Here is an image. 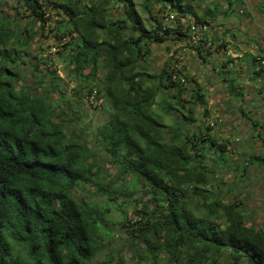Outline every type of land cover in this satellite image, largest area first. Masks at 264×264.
Here are the masks:
<instances>
[{
    "label": "trees",
    "instance_id": "1",
    "mask_svg": "<svg viewBox=\"0 0 264 264\" xmlns=\"http://www.w3.org/2000/svg\"><path fill=\"white\" fill-rule=\"evenodd\" d=\"M214 1L199 10V0H0L11 11L0 14V264H89L103 249V264H110L114 252L105 241L114 233L137 264H264V225L250 220L240 199L222 197L215 174L228 168L242 176L264 156L248 153V162L229 164L226 140L215 141L186 106L204 94L195 84L185 98L188 76L172 53L147 71L154 45L171 34L188 40L189 22L230 11L231 0L227 10ZM51 11L63 15L48 30L64 52L65 74L78 81L73 95L102 93L107 102L109 118L88 132L58 104L61 96L53 98L50 46H39L21 74L25 46L40 39ZM226 41L218 44L223 53ZM201 45L190 42L206 60ZM258 53L238 58L250 59L251 74L264 77ZM234 59L226 55L230 65ZM40 64L46 66L37 70ZM222 79L232 88V76ZM160 91H171L173 106L164 108L180 120H158L152 107ZM246 118L264 146L257 121Z\"/></svg>",
    "mask_w": 264,
    "mask_h": 264
},
{
    "label": "rangeland",
    "instance_id": "2",
    "mask_svg": "<svg viewBox=\"0 0 264 264\" xmlns=\"http://www.w3.org/2000/svg\"><path fill=\"white\" fill-rule=\"evenodd\" d=\"M134 1L137 4L139 3V0ZM214 2V0H199L200 7L198 9L205 8L207 4L212 7ZM218 3L222 6L220 7L222 10H226V0H219ZM8 4L0 5V14H3L4 11L11 12ZM220 8L218 6V9ZM247 8L245 7V9ZM137 9L142 19L147 16V13L141 12L140 5H137ZM225 12L224 14L217 12L213 20H208V30L200 38L202 52H208L211 57L206 58V60L203 59L198 55L197 50L190 46V41L187 39H172L173 35L171 34L169 35L170 39L153 46L152 54L147 63V71L153 73L155 69H160L166 60L167 54H173L177 68L182 70L183 75L188 76V78L184 77L185 98L190 100L191 89L194 88L195 84L200 86V90L204 94L203 102H187L186 106L192 108L193 116L197 122L200 121L203 125L207 124L210 126L208 133L215 138V141L222 142L223 139L226 140L225 148L232 154L230 155L226 152L224 156H228L229 164H236L239 160V162L243 163L244 161L245 163L248 153H255L260 157L264 156V146L256 136L257 131L251 127V121L246 118V116H249L257 121L258 129L264 133V89H261L262 92L260 91L261 93H259L258 87L253 86V82L247 79L252 75L250 74L251 67L244 69V66L248 64L247 62L244 63L243 60V64H241L242 61L237 56L231 66L226 62V54L218 46L220 37L226 38L225 46L227 45V48L232 45L233 51L241 52L240 54L243 53L245 55L246 51L253 48L250 43L257 38L256 35L251 36L253 29H256L254 27L256 20H247L251 17L250 11L249 18L244 17V12H241L240 9L235 12ZM44 16L47 18V22L45 29L40 31V35L38 33L40 39L33 37L29 39V43L25 46L27 54L22 55L21 62L25 60L27 63L23 61L21 64L23 65L21 74L28 72L29 66L34 63L35 53L38 52L37 48L39 46H50L48 48V51H50L48 55L50 56L49 62L46 65L55 69L54 75L56 77H54V80L57 91L53 94V98L55 100L57 96H61L58 104L64 106V108L71 109V113L79 117L81 126L86 127V132H88L90 128H94L109 118L110 112L106 107L107 102L104 100L102 93H98L96 96L93 95V97L88 95V97L86 95L77 97L73 95L72 89L77 85L78 81L65 74L63 69L65 63L61 58L64 52H62L61 47L57 48L54 45L57 44V40L53 32L48 30V26H53L55 20L62 18L63 15L62 13L58 14L55 11H51L45 13ZM168 20L169 16L168 19L167 17L164 18L165 22ZM22 21L25 22L26 18H23ZM257 21H260V19ZM169 24L171 23L169 22ZM32 29L35 30V26H32ZM38 35L35 34L34 36L37 37ZM66 40H71V38H65ZM251 52L259 55L255 48ZM213 61L218 64L219 70L224 69L225 74L234 78L232 88H229L226 81L221 79L226 77L223 75L224 73H219L215 70L216 68H213L214 66L211 64ZM222 64H225V66H221ZM46 65L40 64L37 70H42ZM191 77L192 79H190ZM27 81L31 80L27 79ZM170 93L171 91H160L155 97V103L152 107L158 120L165 124H172L174 120H180V116L175 115L172 109L165 111L164 107H166L167 103L173 104L170 99ZM237 93L240 94L239 97L236 96ZM174 106H177L176 103H174ZM242 108L244 111H242ZM180 111V108H178L176 112L179 113ZM210 135L203 137L208 138ZM97 155L100 156L98 153ZM210 163L209 160L208 164ZM243 167L240 164L241 171ZM106 168V172L109 174L114 173L113 168ZM215 174L221 177L222 180V185L220 186L222 197L233 196V199H240L250 220L257 225H264V159L253 158L242 176L239 171H232L228 168L216 170ZM92 188L93 185H90V189ZM228 188H231V190L229 191ZM132 194L133 197L141 195L138 192H132ZM131 209L132 206L126 210L130 211ZM113 215L114 211H111L109 216ZM115 235L116 233L105 241L106 246L114 252L110 259V264H137L138 261L136 259L129 257L132 253L126 247L120 249L122 238L118 237L116 240ZM117 249L121 251L115 252ZM105 258L106 251L103 249L95 255L89 264H103Z\"/></svg>",
    "mask_w": 264,
    "mask_h": 264
},
{
    "label": "crops",
    "instance_id": "3",
    "mask_svg": "<svg viewBox=\"0 0 264 264\" xmlns=\"http://www.w3.org/2000/svg\"><path fill=\"white\" fill-rule=\"evenodd\" d=\"M223 1V0H222ZM226 2H227V0H226ZM231 2H232V5H231V7L229 8L230 9V11H228V12H235L236 10H241V12L243 11L244 13H243V16L244 17H246V18H249L250 17V12H251V17L249 18V19H247V20H250V19H252V20H256V23H255V28L256 29H253V31H252V35L251 36H254V35H256V39L255 40H253V42H251L250 43V45L253 47V48H255L256 49V51H260V52H263L264 53V9H263V6H264V0H231ZM227 6V5H226ZM220 7H222V6H220L219 5V8ZM245 7H248L247 9L250 11H248L247 9H245ZM221 9V8H220ZM226 9V8H225ZM222 10V9H221ZM227 10V9H226ZM232 10V11H231ZM249 12V13H248ZM247 13H248V15H247ZM258 19H260V21H257ZM261 19H262V21H261ZM259 29V30H258ZM220 37V36H219ZM221 38V37H220ZM229 41L230 42H232L231 41V39H229ZM238 44L239 45H241L240 44V42H238ZM243 45V44H242ZM252 48V49H253ZM252 49L250 48V50H248V51H246L247 53H250V54H252V55H256V54H254L253 52H251L252 51ZM237 50V49H236ZM246 53V54H247ZM260 55V54H259ZM259 55H256L257 57L259 56ZM208 57H211V55H206V57L205 58H208ZM211 59H213V58H211ZM243 60H244V63L245 62H247L248 64L250 63L249 61H250V59H245V58H243L241 61V64H243ZM214 67L213 68H216L215 70L217 71V72H219V67H218V64L217 63H215L214 61H213V63H211ZM248 64H246L244 67V69H246L247 68V65ZM250 68V67H249ZM251 74V73H250ZM224 75L225 76H227L228 77V75L227 74H225L224 73ZM250 77H252V78H250ZM250 77H248L247 79L248 80H250L251 82H253V86H255V87H258V89H261V87H262V82H263V80H264V77H262V76H253V75H250ZM222 79V78H221ZM223 80V79H222ZM224 81V80H223ZM232 83H233V81H232ZM226 84H227V82H226ZM259 91V90H258Z\"/></svg>",
    "mask_w": 264,
    "mask_h": 264
},
{
    "label": "built area",
    "instance_id": "4",
    "mask_svg": "<svg viewBox=\"0 0 264 264\" xmlns=\"http://www.w3.org/2000/svg\"><path fill=\"white\" fill-rule=\"evenodd\" d=\"M174 18L173 14H169V19H172ZM208 30V27H207V23H196V22H189V27H188V40L192 43H197V42H200V38L202 36L205 35V32ZM232 48H227L225 47V54L227 56H231V57H240L241 56V52H235L233 51V49L231 50ZM235 53V54H234ZM260 63L261 65L264 66V58H260Z\"/></svg>",
    "mask_w": 264,
    "mask_h": 264
}]
</instances>
